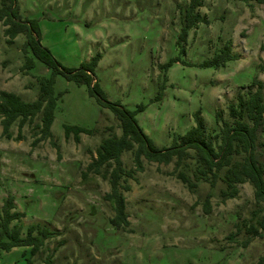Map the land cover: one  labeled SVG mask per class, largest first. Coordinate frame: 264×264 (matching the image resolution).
<instances>
[{
    "label": "rangeland",
    "instance_id": "obj_1",
    "mask_svg": "<svg viewBox=\"0 0 264 264\" xmlns=\"http://www.w3.org/2000/svg\"><path fill=\"white\" fill-rule=\"evenodd\" d=\"M16 3L22 18L37 20L41 44L62 65L79 67L99 55L94 73L106 98L129 109L145 104L135 116L159 147L171 145L194 125L197 110L207 131L218 130L223 119L231 120L228 106L238 91L254 77L264 79V0ZM3 28L0 22V90L32 100L39 89L37 76H49L51 69L39 59L22 69L25 34L9 43ZM230 42L236 57L222 61ZM170 60L164 70L162 64ZM54 91L60 95L50 138L33 143L38 136L34 122L25 124L17 138V120L12 137H6L0 123V205L8 195L14 197L15 209L25 211L18 221L23 234L31 223L56 234L34 254L29 245L0 249V264H26L29 257L31 264H257L264 256V235L246 231L264 212L253 186L239 183L237 195L222 200L225 183L218 179L211 185L197 176L193 157L177 166L197 180L190 189L173 173L175 159L163 163L142 156V169L120 178L122 186H130L122 189L128 223L113 225V201L104 197L110 190L102 173L106 167L83 172L100 141L121 133L118 118L85 83L58 73ZM65 123L94 131L81 132L76 140L73 133L65 136ZM121 157L126 169L135 166L133 150Z\"/></svg>",
    "mask_w": 264,
    "mask_h": 264
},
{
    "label": "trees",
    "instance_id": "obj_2",
    "mask_svg": "<svg viewBox=\"0 0 264 264\" xmlns=\"http://www.w3.org/2000/svg\"><path fill=\"white\" fill-rule=\"evenodd\" d=\"M17 0H0V22L4 25L3 33L6 41L14 42L19 33L25 34L22 51L25 59L22 69H30L35 65V60L44 62L50 69L49 76L39 75L38 93L32 100H24L19 94L6 89L0 90V123L2 133L6 137H12V124L17 120L18 134L20 137L22 127L34 122L38 136L33 143L52 136L51 124L54 119V111L60 95L54 91L55 75L60 73L68 80L76 83H85L91 93L98 96L100 101L108 106L121 127V133L112 132L104 137L96 148V155L87 164V171L102 172L108 178L110 190L104 197L113 201L114 215L110 222L115 226L128 223L126 213L125 195L122 189L128 190L129 184L120 183L122 175L132 176L136 170L143 167L142 156L150 161L169 163L175 159L173 173L190 189L197 186V180H192L184 170H178L184 159L193 157L196 162L197 176L210 179L214 185L221 179L225 186L221 188L222 200L234 197L239 192V183L248 181L253 186L255 201L264 203V81L254 77L246 90H240L236 94V101L229 103L228 111L231 120L223 119L218 130L207 131L201 111L195 112V124L185 133L176 137L169 146H157L148 134L139 126L135 114L145 109L146 105L140 103L135 109H129L118 101L106 98L105 93L98 83L94 68L99 55L93 56L88 61H83L79 67H67L62 65L52 54L51 50L40 42V27L36 19L22 18ZM192 5H198L201 0H191ZM231 42L225 45L220 59L222 61L236 57L231 52ZM172 60L162 64L164 70ZM264 70V60L260 64ZM158 92L156 99L161 98ZM220 110L216 111V119L221 118ZM112 129L111 125H108ZM65 136L73 133L79 140L80 133L91 134L94 129L78 124H64ZM133 150L134 167L126 169L123 166L122 152ZM192 150L193 152H191ZM110 166V169L108 167ZM222 171V173H221ZM209 209V202H205ZM259 210H253L257 214ZM25 211L15 209L14 197L8 195L0 205V249L10 250L17 245H29L30 252L36 253L44 244L45 239L53 237L55 230L40 223H31L22 233V224L18 221ZM16 220L17 222H13ZM246 231L253 235H264V212L256 218V223H249ZM235 234L230 233L229 237ZM246 242V241H245ZM262 256L257 264H263ZM29 257L26 264H31ZM49 264V260L47 262Z\"/></svg>",
    "mask_w": 264,
    "mask_h": 264
},
{
    "label": "crops",
    "instance_id": "obj_3",
    "mask_svg": "<svg viewBox=\"0 0 264 264\" xmlns=\"http://www.w3.org/2000/svg\"><path fill=\"white\" fill-rule=\"evenodd\" d=\"M263 59H264V57H263ZM263 81H264V79L263 78H261ZM263 136H264V130H263Z\"/></svg>",
    "mask_w": 264,
    "mask_h": 264
}]
</instances>
